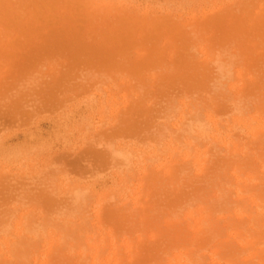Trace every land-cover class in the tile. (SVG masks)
Wrapping results in <instances>:
<instances>
[{
	"label": "rangeland",
	"instance_id": "1",
	"mask_svg": "<svg viewBox=\"0 0 264 264\" xmlns=\"http://www.w3.org/2000/svg\"><path fill=\"white\" fill-rule=\"evenodd\" d=\"M0 264H264V0H0Z\"/></svg>",
	"mask_w": 264,
	"mask_h": 264
}]
</instances>
